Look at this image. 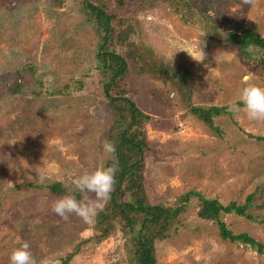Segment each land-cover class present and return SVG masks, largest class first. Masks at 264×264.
I'll list each match as a JSON object with an SVG mask.
<instances>
[{"label": "rangeland", "instance_id": "rangeland-1", "mask_svg": "<svg viewBox=\"0 0 264 264\" xmlns=\"http://www.w3.org/2000/svg\"><path fill=\"white\" fill-rule=\"evenodd\" d=\"M83 1L56 0L57 7L51 0H0V264H9L11 250L24 241L37 264H63L76 251L67 264H128L129 237L118 225L94 243V223L51 209L61 197L51 186L74 189L72 178L106 157L100 151L109 106ZM109 2L112 26L127 44L116 46L128 66L119 87L149 118L146 194L151 204L181 210L169 236L155 244L156 264H264L251 248L222 240L195 196L242 205L252 195L248 212L256 221L235 214L221 221L264 245V141L254 138L264 136V121L243 112L220 116L213 120L217 132L190 113L191 105L238 102L244 83L264 85V65L243 59L227 41L246 28L264 39V0ZM159 65L186 73L189 100L154 72ZM15 82L23 84L18 93L8 87Z\"/></svg>", "mask_w": 264, "mask_h": 264}, {"label": "trees", "instance_id": "trees-1", "mask_svg": "<svg viewBox=\"0 0 264 264\" xmlns=\"http://www.w3.org/2000/svg\"><path fill=\"white\" fill-rule=\"evenodd\" d=\"M109 1L111 0H85L81 3L86 20L98 38L95 67L103 76L101 87L109 106L110 121L107 134L102 142L103 144L112 142L116 148L112 159L105 157L103 163L111 164L113 159L118 162L110 200L103 210L98 211L97 217H95L94 228L97 234L91 240L94 243L101 242L118 225L120 231L129 237L125 244L128 264H156L155 244L169 236L170 224L181 210L162 203L151 204L146 194L144 170L145 156L149 148L144 124L149 118L139 109L132 98L126 95V91L119 87V83L128 74V66L126 60L116 51V46H126L127 44L124 43L126 37L118 35L112 26L115 16L108 10ZM160 1L171 2L173 0ZM51 2L53 6L58 7L60 5V3L57 4L56 0H51ZM178 4L179 2H176L175 6L178 7ZM227 41L240 52L243 59L258 60L264 65V54L256 59L247 52L249 48L264 50V39L254 29L246 28L231 33ZM154 72L164 78H169L173 85L185 92L187 100L190 99L189 78L185 75L186 73H179L172 67L161 65ZM8 87L11 92L18 93L23 88V84L15 82L14 85ZM190 113L197 120L217 132L219 130L213 124L214 118L225 115L233 118V112L228 111L227 106L200 107L191 105ZM254 138L257 141H264V136ZM100 153L105 154L103 150ZM50 190L58 196L74 194L78 200L81 199V194L75 191V188L68 189L59 184H54ZM195 196L199 202L198 211L200 215L217 225L218 235L222 240L247 246L264 256L262 243L248 233H233L221 221L222 214H235L250 221H256L248 212L252 204V195H249L242 205L234 202L222 205L216 199H207L199 194H195ZM261 223H264V218ZM85 242L87 241L85 240ZM75 254L77 251L69 254L63 260V264H67Z\"/></svg>", "mask_w": 264, "mask_h": 264}, {"label": "clouds", "instance_id": "clouds-1", "mask_svg": "<svg viewBox=\"0 0 264 264\" xmlns=\"http://www.w3.org/2000/svg\"><path fill=\"white\" fill-rule=\"evenodd\" d=\"M227 109L233 113L243 112L249 120L264 121V85L252 82L242 84L238 102L229 103ZM102 147L106 157L112 159L116 151L115 144L105 142ZM117 170L118 162L113 159L111 164L101 163L92 171L75 176L71 183L83 198L78 200L74 194L63 195L52 203V211L61 218L74 213L83 222L94 223L98 211L103 210L110 200ZM45 179L46 173L38 177L40 183H44ZM89 194H92L91 198ZM9 264H37L27 241L11 250Z\"/></svg>", "mask_w": 264, "mask_h": 264}]
</instances>
